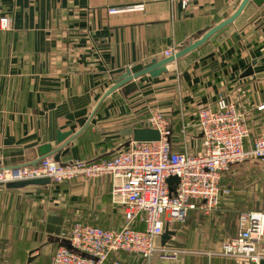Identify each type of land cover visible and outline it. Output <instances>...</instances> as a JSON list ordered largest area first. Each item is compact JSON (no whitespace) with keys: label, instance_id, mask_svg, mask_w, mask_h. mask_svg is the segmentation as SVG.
I'll list each match as a JSON object with an SVG mask.
<instances>
[{"label":"crops","instance_id":"1","mask_svg":"<svg viewBox=\"0 0 264 264\" xmlns=\"http://www.w3.org/2000/svg\"><path fill=\"white\" fill-rule=\"evenodd\" d=\"M240 2L188 0L183 7L180 0H0V18L11 20L9 30H0V170L33 166L41 146L53 151L71 139L60 164L107 160L143 128L152 110L170 121L173 151H184L180 131L186 127L193 144L185 149L196 152L197 111L221 96L234 101L251 137L264 135V109H257L264 105V3L248 5L214 42L167 64L158 77L141 76L131 81L135 87L104 97L117 72L165 59L166 50L176 53L231 16ZM134 6L141 9L107 11ZM250 66L252 75L242 77ZM57 132L71 135L57 144ZM242 164L254 167L233 164L222 171L220 189L227 193L214 210L191 211L183 224L168 225L166 245L188 253L165 264H240L215 252L235 237L238 208L251 204L244 201L252 194L262 208L254 211L264 215V162ZM110 193L107 176L16 189L0 185V264H49L56 248L67 244L72 222L119 229L109 226L116 218ZM255 252L264 260V222ZM116 259L145 264L136 256L110 257Z\"/></svg>","mask_w":264,"mask_h":264},{"label":"built area","instance_id":"2","mask_svg":"<svg viewBox=\"0 0 264 264\" xmlns=\"http://www.w3.org/2000/svg\"><path fill=\"white\" fill-rule=\"evenodd\" d=\"M182 6L188 0H180ZM141 6L108 9L109 14ZM11 20L0 18V30L10 29ZM170 49L164 58L173 56ZM166 68V67H165ZM264 109V105L257 108ZM143 127L155 130L158 141L133 142L107 160H77L60 164L45 157L30 167L0 170V185L48 178L51 183L76 179H111V197L122 206L123 222L109 230L81 222L69 229L67 244L59 245L49 264H130L111 256L127 254L150 264L154 255L162 260H176L186 250L161 246L160 238L170 224H183L191 211L209 214L218 204L222 171L233 164L260 160L264 162V135L250 136V129L228 96L219 97L214 106L197 111L193 130L200 136L196 152L186 150V127L181 128L184 151L172 150L173 130L160 111L152 110ZM176 177L177 183H168ZM264 215L242 213L232 239L222 242L215 255L232 258L240 264H259L255 242L263 234Z\"/></svg>","mask_w":264,"mask_h":264},{"label":"water","instance_id":"3","mask_svg":"<svg viewBox=\"0 0 264 264\" xmlns=\"http://www.w3.org/2000/svg\"><path fill=\"white\" fill-rule=\"evenodd\" d=\"M251 3L256 6H260L261 4L264 3V0H241L237 9L231 16H229L227 19H225L223 22H221L217 26L206 30V32L198 40L180 49L171 57L162 59L160 61L152 60L148 64L137 65L129 70H124V71L120 70L119 72H117V74L119 75L117 79L115 80L113 86H111L105 92L104 97H107L108 95H110L115 90L121 87H124L125 90H129L130 88L135 87V85L131 83V81L141 76L148 75L151 78L158 77L161 73L165 72L166 70L165 67L167 64L175 60H178L179 58L191 53L192 51L199 48L207 41L214 42L215 39L218 36H220L237 19V17L243 12V10ZM250 75H252L251 66L243 73L242 77H248ZM70 135H71L70 132H65V133L57 132L56 143L57 144L62 143ZM71 140H69L65 144H62L59 148L53 151L51 150V147L49 145L41 146L39 148V158L34 163V165H36L43 158L49 157L52 155H53L54 161L59 163L60 157L65 155L68 152V148L65 149V147L68 146ZM158 140H159V134L155 130L143 127V128L134 129L132 131L131 141L133 142H149V141H158ZM127 146H128V143L124 145V148H126ZM167 181L169 184H172V183H177L178 179L176 177H170L168 178ZM48 184H50V180L48 178H42V179L31 180V181L9 183L6 185V187L10 189H16V188L24 187L26 185H48ZM171 235H172V232L169 231L167 228H165L164 234L160 238L161 246H164L166 244V242L168 241ZM30 261L31 259L28 260V263H30ZM259 264H264V260L260 261Z\"/></svg>","mask_w":264,"mask_h":264},{"label":"rangeland","instance_id":"4","mask_svg":"<svg viewBox=\"0 0 264 264\" xmlns=\"http://www.w3.org/2000/svg\"><path fill=\"white\" fill-rule=\"evenodd\" d=\"M195 134H197L196 132H195V130H194V135ZM183 142V140H181V143ZM191 144H193V143H189L188 144V142H187V144L185 145V146H187L188 148H190L191 147ZM182 146H184V144H181ZM241 165H243L244 167H254V164H242L241 163ZM255 166H259V165H255ZM263 168H264V166H262ZM108 177V176H107ZM111 180V179H110ZM71 182V181H70ZM67 183V182H66ZM69 183V182H68ZM53 184H55V183H53ZM61 184V183H60ZM59 185V184H58ZM112 185V184H111ZM258 194V193H257ZM110 197H111V193H110ZM248 198H252V201H250V199H247L246 201H244V203L246 204V203H248V202H250L251 204H248L246 207H244V208H238L239 209V211H238V213H237V218L239 219V216H240V214H242V213H248V212H255L254 210H257V209H262L261 207H259V206H256L255 205V196H254V194H252L250 197H248ZM111 204H112V206L115 208V215L114 216H116V218H115V220L113 221V222H111V223H109V226L111 225V226H113V227H118V228H120L121 227V225H122V220H121V218H120V213H121V211H122V206H121V204H120V202H119V200H113L112 199V197H111ZM77 222H81V221H76V222H72V225L74 224V223H77ZM82 223V222H81ZM84 223V222H83ZM86 223V222H85ZM88 224H94V223H88ZM96 225H99V226H102L101 224H96ZM104 226H106L107 225V223H105V224H103ZM104 226H102V227H104ZM171 242V244H172V246H178L179 244L175 241V240H171L170 241ZM153 258H155V260H157L158 262H162V263H173V262H175V261H172V260H162V259H159V257H158V255L156 254V256L154 255L153 256ZM49 262H50V260H49ZM152 262H153V259H152V261H151V263L150 264H152ZM139 264H142V263H139Z\"/></svg>","mask_w":264,"mask_h":264},{"label":"trees","instance_id":"5","mask_svg":"<svg viewBox=\"0 0 264 264\" xmlns=\"http://www.w3.org/2000/svg\"><path fill=\"white\" fill-rule=\"evenodd\" d=\"M119 254H117V255H114V256H118ZM124 255H127V254H124ZM128 256H133V255H128ZM139 259H140V257H139ZM120 260V259H119ZM141 260H143L142 258H141ZM121 261H125V260H121Z\"/></svg>","mask_w":264,"mask_h":264}]
</instances>
